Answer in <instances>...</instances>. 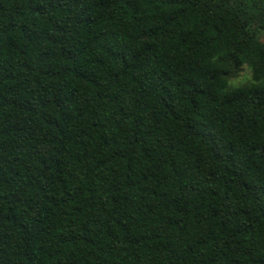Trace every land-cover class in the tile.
Segmentation results:
<instances>
[{
  "label": "trees",
  "instance_id": "obj_1",
  "mask_svg": "<svg viewBox=\"0 0 264 264\" xmlns=\"http://www.w3.org/2000/svg\"><path fill=\"white\" fill-rule=\"evenodd\" d=\"M0 264H264V0H0Z\"/></svg>",
  "mask_w": 264,
  "mask_h": 264
},
{
  "label": "rangeland",
  "instance_id": "obj_2",
  "mask_svg": "<svg viewBox=\"0 0 264 264\" xmlns=\"http://www.w3.org/2000/svg\"><path fill=\"white\" fill-rule=\"evenodd\" d=\"M248 75H249V70H248V68L246 67V68L240 73V75H239L238 77H236V78L233 79V82H234V83H240V82H242V81H245V79L248 77Z\"/></svg>",
  "mask_w": 264,
  "mask_h": 264
}]
</instances>
